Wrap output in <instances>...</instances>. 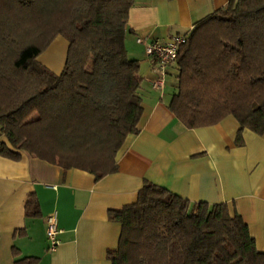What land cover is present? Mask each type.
<instances>
[{
  "label": "trees",
  "instance_id": "1",
  "mask_svg": "<svg viewBox=\"0 0 264 264\" xmlns=\"http://www.w3.org/2000/svg\"><path fill=\"white\" fill-rule=\"evenodd\" d=\"M135 0H0V127L21 151L101 180L119 170L117 156L143 115L140 61L126 46ZM69 41L57 74L39 57L55 38ZM170 109L187 128L234 116L264 135V0H230L187 32ZM134 106L130 119L125 114ZM26 215H42L38 197ZM122 225L112 264H264L249 225L228 203L192 202L146 182L138 200L108 211ZM29 257L16 264H38Z\"/></svg>",
  "mask_w": 264,
  "mask_h": 264
},
{
  "label": "crops",
  "instance_id": "2",
  "mask_svg": "<svg viewBox=\"0 0 264 264\" xmlns=\"http://www.w3.org/2000/svg\"><path fill=\"white\" fill-rule=\"evenodd\" d=\"M229 1L135 0L126 46L129 57L140 61L144 110L139 132L129 134L118 153L116 173L96 180L88 171L64 170L27 152L12 159L0 148V264L29 257L39 258L38 264H112L108 251L118 248L122 225L110 220L108 211L135 203L146 182L192 202L228 203L232 212L242 215L264 252V135L246 128L244 145H237L240 124L232 115L215 125L187 128L170 109L179 70L173 66L166 86L154 89L156 68L137 40L187 33ZM68 48L67 38L59 35L41 59L60 74ZM134 108L127 110V119ZM0 141L10 146L1 127ZM33 194L40 202V217L26 215ZM54 212L62 232L60 245L51 252L47 217Z\"/></svg>",
  "mask_w": 264,
  "mask_h": 264
},
{
  "label": "built area",
  "instance_id": "3",
  "mask_svg": "<svg viewBox=\"0 0 264 264\" xmlns=\"http://www.w3.org/2000/svg\"><path fill=\"white\" fill-rule=\"evenodd\" d=\"M188 39L187 33L173 35L168 39H153L139 37V43L145 46L146 54L152 59L157 71V76L151 81L154 89H163L167 83L170 69L176 65L178 56ZM2 143L0 141V148ZM62 232L59 227L56 212L47 217V237L49 240V251H55L61 243L59 238Z\"/></svg>",
  "mask_w": 264,
  "mask_h": 264
},
{
  "label": "rangeland",
  "instance_id": "4",
  "mask_svg": "<svg viewBox=\"0 0 264 264\" xmlns=\"http://www.w3.org/2000/svg\"><path fill=\"white\" fill-rule=\"evenodd\" d=\"M44 53H45V52H44ZM44 53H43V54H44ZM43 54L40 56V59H39V60H40L43 64H45V63L42 61V59H41V58L43 57ZM45 65L47 66V64H45Z\"/></svg>",
  "mask_w": 264,
  "mask_h": 264
}]
</instances>
